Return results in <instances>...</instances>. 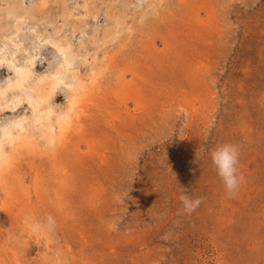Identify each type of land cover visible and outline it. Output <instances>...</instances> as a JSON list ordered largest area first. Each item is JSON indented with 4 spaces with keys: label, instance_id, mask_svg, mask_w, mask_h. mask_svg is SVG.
Masks as SVG:
<instances>
[{
    "label": "rangeland",
    "instance_id": "obj_1",
    "mask_svg": "<svg viewBox=\"0 0 264 264\" xmlns=\"http://www.w3.org/2000/svg\"><path fill=\"white\" fill-rule=\"evenodd\" d=\"M19 5L39 34H84V85L54 141L36 128L0 172V264H264V0H0L8 38ZM223 143L232 194L208 155Z\"/></svg>",
    "mask_w": 264,
    "mask_h": 264
},
{
    "label": "bare ground",
    "instance_id": "obj_2",
    "mask_svg": "<svg viewBox=\"0 0 264 264\" xmlns=\"http://www.w3.org/2000/svg\"><path fill=\"white\" fill-rule=\"evenodd\" d=\"M6 11L5 18L9 16L14 21L12 30L6 29L14 37L8 38L6 32L0 31L4 38L0 42V71H11L12 77L0 84V113L13 112L19 105H24L26 111L8 120L0 118V172L6 165L8 167L14 152L33 142V130L36 128L44 127L41 135H48L50 143L54 141L57 129L67 125L75 112L84 85L77 72L79 53L76 54L73 48L75 43L81 42L83 33L78 38L77 33L72 31L63 38L55 39L28 26L32 21L28 8L21 6L15 10L10 7ZM95 23L98 24L97 21ZM25 28L27 31L24 32ZM75 38L77 40H73ZM7 40L12 44H8ZM47 48L54 52L52 61L42 58ZM44 64L47 70L38 72L36 69ZM67 90H70V95H67ZM56 92L66 96L65 108L55 102Z\"/></svg>",
    "mask_w": 264,
    "mask_h": 264
},
{
    "label": "clouds",
    "instance_id": "obj_3",
    "mask_svg": "<svg viewBox=\"0 0 264 264\" xmlns=\"http://www.w3.org/2000/svg\"><path fill=\"white\" fill-rule=\"evenodd\" d=\"M208 155L211 158L212 165L215 167L217 175L229 194L239 187L240 182L243 180L242 175L239 174V148L232 143H223L208 150ZM179 200L183 205L185 212L191 214L201 203L202 197L193 198L186 188L181 187V194ZM55 220L53 217L48 216L45 224L39 223L32 225L33 230L38 231L40 227L45 226L49 229L54 227Z\"/></svg>",
    "mask_w": 264,
    "mask_h": 264
}]
</instances>
